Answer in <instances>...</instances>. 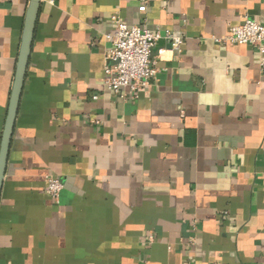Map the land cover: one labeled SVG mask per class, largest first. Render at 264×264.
<instances>
[{"label": "crops", "instance_id": "1", "mask_svg": "<svg viewBox=\"0 0 264 264\" xmlns=\"http://www.w3.org/2000/svg\"><path fill=\"white\" fill-rule=\"evenodd\" d=\"M143 1L40 0L0 264H264V53L213 39L264 0ZM28 3L0 0V140ZM113 14L160 33L136 94L104 82Z\"/></svg>", "mask_w": 264, "mask_h": 264}, {"label": "built area", "instance_id": "2", "mask_svg": "<svg viewBox=\"0 0 264 264\" xmlns=\"http://www.w3.org/2000/svg\"><path fill=\"white\" fill-rule=\"evenodd\" d=\"M146 8L145 0L139 11ZM114 30L109 36L111 47L105 54L104 82L116 94L121 88L128 87L132 94L147 87L151 78L158 71L157 57L163 54L159 48L153 54L156 40L160 37L157 31L136 25H127L118 14L111 16ZM165 36L170 39L171 50L179 51L181 37L169 32ZM219 44H251L260 53H264V21L244 18L242 22L230 25L227 34L213 37ZM63 188L62 181L57 177H46V193L56 200Z\"/></svg>", "mask_w": 264, "mask_h": 264}, {"label": "water", "instance_id": "3", "mask_svg": "<svg viewBox=\"0 0 264 264\" xmlns=\"http://www.w3.org/2000/svg\"><path fill=\"white\" fill-rule=\"evenodd\" d=\"M39 6L40 0H29L24 16L19 50L15 64L14 79L9 95L7 112L0 140V191L5 175L9 146L18 113L26 69L29 62Z\"/></svg>", "mask_w": 264, "mask_h": 264}]
</instances>
